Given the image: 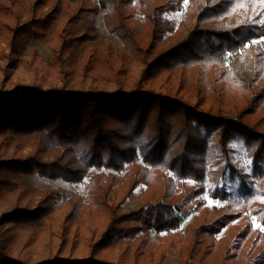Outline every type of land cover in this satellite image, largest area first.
I'll return each instance as SVG.
<instances>
[{"label":"trees","instance_id":"16d2710c","mask_svg":"<svg viewBox=\"0 0 264 264\" xmlns=\"http://www.w3.org/2000/svg\"><path fill=\"white\" fill-rule=\"evenodd\" d=\"M145 1L25 0L24 8L21 0H0V264H158L142 256L164 258L166 251L141 245L135 261L125 263L115 246L154 234L159 247L162 232L178 243L187 264L238 218L224 205L212 224L183 228L188 213L178 191L183 188V200L202 191L186 181L201 186L206 175L205 138L197 127H219L223 145L242 132L264 156V133L220 108L229 93L244 90L246 117L262 106L264 90L262 97L250 92L264 76V50L253 43L264 38V9L256 10L254 0H189L187 19L176 24L166 15L184 0L147 14ZM101 13L121 51L106 41L101 53L94 44ZM50 33L47 64L27 49ZM134 61L143 65L139 76ZM32 175L72 184L89 178L88 194L63 200L58 191L26 184L23 178ZM140 185L154 198L126 212V199ZM212 196L229 197L224 188ZM99 210L106 212L105 227L95 224ZM43 234L60 247L34 258L31 248ZM254 264H264V251Z\"/></svg>","mask_w":264,"mask_h":264},{"label":"rangeland","instance_id":"374dc122","mask_svg":"<svg viewBox=\"0 0 264 264\" xmlns=\"http://www.w3.org/2000/svg\"><path fill=\"white\" fill-rule=\"evenodd\" d=\"M169 0H146L144 6V12L150 13L156 7L164 5ZM254 7L258 11H263L264 0H254ZM99 0H93V4H97ZM189 0H184L182 8L176 12H172L166 15V18L178 24L182 20L187 19L186 7ZM22 6L25 8V0H21ZM86 6H92L90 2L85 3ZM71 5V4H70ZM72 4V9H74ZM141 17L140 14L136 15ZM235 18L234 14L231 16ZM12 20L11 15L7 18ZM144 21V20H143ZM147 32L150 29V24L146 23ZM96 27L99 30L100 39L94 44L98 47L100 52L105 51V42L110 41L116 51L123 49L121 42L118 38L107 31L103 14L101 13L96 18ZM2 23L0 22V35L2 34ZM4 34V31H3ZM2 34V35H3ZM52 33L46 39L32 41L27 49L28 53L36 51L41 56L42 60L49 64L53 59L51 45ZM254 44H261L264 50V38L260 40H254ZM4 65L0 61V67ZM132 69L136 76H139L142 72L143 65L137 61L132 63ZM259 69V68H258ZM194 70H190V74H193ZM191 76V75H190ZM3 76L0 77L2 79ZM261 90H264V76L256 83V87L250 92L251 95H259L262 97ZM247 91L244 90L240 93H229L223 105L220 106L222 111H226L230 118L237 122L244 123L245 126L255 127L260 133H264V101L262 106H258L253 109L252 115L246 117L244 109L247 107ZM243 119H238L240 117ZM202 133L203 141H205L206 147V175L201 186L196 185L194 179H188L187 186L201 187L202 191L198 195H192L188 200H183L184 191L183 188L179 189L178 198L180 201H184L182 204L183 209L186 210L187 217L182 223L183 228H198L203 225L212 224L220 214L225 210H229L231 214H236L237 219L231 222L223 231L215 238H209L205 243L208 247L207 251L199 253L194 260L187 261V264H254L256 258L264 251V156L258 154L257 150L252 145L250 139L242 132H234L230 134L226 140V144H222L220 135V128H200L197 127ZM254 144V143H253ZM26 150L25 153H28ZM108 172L109 170H103ZM97 172L96 169H92L89 176ZM122 174V173H121ZM88 176V177H89ZM24 182L31 185L37 190H53L58 191L65 197L66 200L72 194H80L86 196L88 194L87 178L80 184H72L61 179H46L39 175H32L23 178ZM226 189L228 193V199L223 200L220 198L214 199L212 194L221 189ZM189 189V188H188ZM158 192V188H155ZM248 190L251 194H248ZM188 192L190 191L187 190ZM155 192V193H156ZM127 190L123 189L120 196H124ZM153 190H150L146 185H140L134 189L132 196L128 197L125 201L124 209L126 212L137 210L146 205L147 199H153ZM155 195V194H154ZM160 193L157 194L159 196ZM62 199V198H61ZM186 199V198H185ZM64 203V202H63ZM61 203H59L60 205ZM3 208H0V211ZM219 210V211H218ZM56 216V214H55ZM53 217L56 220V217ZM95 224L101 227H105L107 224V215L103 210L96 212ZM59 220V218H57ZM80 221V220H79ZM248 226L250 229V235L244 241L240 240V236ZM164 238L163 245H158V240L155 236L150 237L147 242H143V236L137 234L132 239H122L120 243L115 246V257L122 258L125 263L135 261V258L139 255V247L145 246V249L150 247L157 248L156 252L166 251L165 257L161 258L159 255L149 257L148 255L142 256L144 260L153 261L158 264H181L180 247L177 242H173V238L167 235L165 232L161 233ZM157 246V247H155ZM60 247L58 239L50 240L49 236L41 235L40 238L32 246L31 251L33 257L52 255ZM65 251L68 249L65 248ZM80 247L77 249V252ZM142 258V259H143ZM141 259V260H142ZM129 264V263H128Z\"/></svg>","mask_w":264,"mask_h":264}]
</instances>
